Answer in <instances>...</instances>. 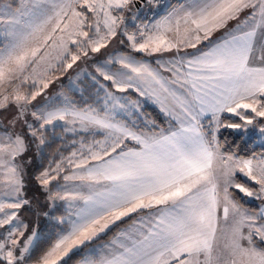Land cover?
I'll use <instances>...</instances> for the list:
<instances>
[{
    "label": "snow or ice",
    "instance_id": "6c2138e0",
    "mask_svg": "<svg viewBox=\"0 0 264 264\" xmlns=\"http://www.w3.org/2000/svg\"><path fill=\"white\" fill-rule=\"evenodd\" d=\"M138 2L0 0V264H264V151L240 155L220 138L227 129L264 147V0L162 5L152 24L129 32L126 14L136 21ZM118 35L133 52L160 54L155 66L129 53L96 58ZM80 61L91 70L76 79L103 91L100 108L47 98L56 74ZM130 89L168 127L118 119L138 107L117 95ZM58 122L103 139L81 138L35 176L63 213H43L55 220L47 234L29 232L19 218L31 206L24 157Z\"/></svg>",
    "mask_w": 264,
    "mask_h": 264
},
{
    "label": "trees",
    "instance_id": "16d2710c",
    "mask_svg": "<svg viewBox=\"0 0 264 264\" xmlns=\"http://www.w3.org/2000/svg\"><path fill=\"white\" fill-rule=\"evenodd\" d=\"M84 87L81 91L71 92V96L73 97V102L79 107L83 108L88 105L94 106L98 103V98L101 92H97L96 87L92 85L90 79L85 77L80 83V89ZM76 99V101H75ZM141 102V111L138 114L133 115L136 122H132L131 124H135L139 127H144L146 121H155L156 124L163 126L167 123V118L160 112V110L153 105L148 103L144 104ZM60 128L55 129V132L52 130H48L46 135V143L43 148L37 152L36 148L33 146L29 152L24 157V163L26 167L27 177H26V198L31 201V206H25L20 211V215L28 225L29 232L31 229L36 228L42 234H47L49 231L53 230V226L55 224L54 219H49L44 216V212H49L51 217L59 216L63 213V208L61 204L53 209L50 208L49 202L46 201L44 193L39 188L35 176L43 171L45 168L49 167L47 163L49 161L55 163L59 161V154H65L71 148H75L72 141L78 139L80 137H84L85 140L90 138V134L84 132H80L79 135H74L70 133H66L64 131L63 137H56ZM221 140L227 138L228 143L226 144V148H230L233 150H237L240 155L250 156L253 152L259 153L264 151V147L260 144H255L254 138L248 141H241L239 135L233 133L231 130H222L220 133ZM72 143V144H70ZM239 145L237 149L236 146ZM69 150V152L71 151ZM28 160H31V163H27ZM53 165V164H52ZM55 184L53 183V186ZM110 232L107 236L111 235ZM105 236L104 238H106ZM103 238V239H104ZM39 254V253H37Z\"/></svg>",
    "mask_w": 264,
    "mask_h": 264
},
{
    "label": "rangeland",
    "instance_id": "374dc122",
    "mask_svg": "<svg viewBox=\"0 0 264 264\" xmlns=\"http://www.w3.org/2000/svg\"><path fill=\"white\" fill-rule=\"evenodd\" d=\"M119 37H118V39H117V37L114 38L112 41H115L117 43V40H119ZM111 54L112 53H109V54L104 55V56H101L99 54H95V56H96V58H98L100 60H103V59H106ZM81 70H89L90 71L91 70V65H88V64L85 65V62L84 61H80V62H78V65H74L73 69H69L67 74L61 75L60 73H57L56 75L59 76L60 78L58 80H55L54 83H52L50 85L49 89L46 90L47 98L48 99H51V100H54V102L57 103V104H60L63 101V96L61 95V93H63L70 100L73 101V97L71 96L70 93L71 92H75V91L78 92V91H81V90L84 89V87H81V89H80V83H81V81L86 76L83 75V74H81L80 77H79V79L78 80L76 79V74L78 72H81ZM69 76H71L72 79L75 80V84L72 85V88L71 89L69 88ZM77 85H78V87H77ZM100 92H101V94L99 95V98H98L99 101L93 107L100 108L104 104V100H103L104 93H103V91H100ZM75 101H76V99H75ZM43 102H44V98L43 97H38L37 98V103H43ZM144 104H146V103H144ZM141 107H142V105L139 103L138 104V107H136V108H130L129 111H123V110L120 111L119 116H118V119L126 120L131 125L132 122H136L135 118H133L132 115L139 113L140 110H141ZM68 127H71V125H69ZM76 127H77V129H79V126L78 125ZM57 128H60L61 130L58 131V134H56V137L62 138L63 137V133L65 131V128L63 126V122H58L57 123V126L54 129L52 127H49V129L52 130V131H54V132H55V129H57ZM65 132L66 133H70V134H74V135H79L80 132H84V134L89 133L90 134V138L88 140H85L84 137H80L78 139H75L74 141H76V143L73 144L75 146V148H72V149L70 148L71 151L69 152V150H70L69 149L68 152L65 153L64 155L62 153L59 154V156H60L59 160L61 159L62 156L63 157H67V156H69L71 154L72 151H74L76 148H79L81 138H83L86 142H90L93 138L98 139V140L99 139H103V136L102 135H99L98 134L95 137H93L92 133L91 132H88V131L77 130V131H65ZM45 137H46V135H45ZM253 138L255 140V137H253ZM72 143H73V141H72ZM72 143H70V144H72ZM255 144H260V143L259 142H255ZM51 161H49L47 163V165L49 166L50 164L51 165L53 164L52 166L55 167V161H53V162H51ZM47 168H45V169H47ZM53 183L54 184H56V183L63 184L64 181L62 179H60L59 181H54ZM72 185H73V182H69V190H74V188H73ZM237 196L239 198L241 196L240 199L242 200V202L244 201V203H246V205H245L246 207H256L257 204H258V202H256V201H250L248 198L243 197V195L240 194V193H238ZM57 204H61L62 205V208H63V203L62 202H57ZM122 226L123 225H121V227ZM113 234H115V232H112L111 235L107 236L103 240H105L107 238H110ZM98 242H101V241H98Z\"/></svg>",
    "mask_w": 264,
    "mask_h": 264
},
{
    "label": "crops",
    "instance_id": "0c3cea01",
    "mask_svg": "<svg viewBox=\"0 0 264 264\" xmlns=\"http://www.w3.org/2000/svg\"><path fill=\"white\" fill-rule=\"evenodd\" d=\"M186 2H189V0H169L168 4L167 5H178V4H181V3H186ZM136 7L139 8V13H138V18L136 21H132L130 16L131 14H126V18H127V24H128V30L129 32L133 31L135 29V27L137 25H142V22H143V13H144V10H145V4L143 7H141L140 3L138 2L136 4ZM166 7H164L158 14L157 16L155 17V19L150 23L152 24L156 19L159 18L160 15L164 14V12L166 11ZM133 11H135V9H133ZM120 36V37H119ZM119 37V40H117V43L115 41H112L110 44H109V47L107 49H102L101 53H99V55L101 56H104V55H107L109 53H112V54H122V53H129V54H132L133 56H135L136 59H143V60H147L149 61L150 63L153 64V66H155V60L157 59L158 56H160V54H155L153 56H146L144 53H136V52H133L130 45H129V42L127 40V38L123 35H118L117 36V39ZM123 40L124 43L121 44L120 41ZM189 53L191 52H194L195 50L193 49H188L187 50ZM172 53H164L163 54V58L164 59H167L169 56H171ZM88 64V65H91V61L89 62H85V65ZM84 65V64H83ZM117 95L125 98L124 100H122V102H131V101H138L140 104L141 102L142 103H148L150 105H153V106H156L158 109L159 107L155 104H153L149 99L145 98V97H141L137 92H135L134 90H128L127 92H124V93H117ZM141 111V110H140ZM161 112V111H160ZM140 113V112H139ZM162 113V112H161ZM138 114V113H137ZM163 114V113H162ZM135 115V114H133ZM132 115V116H133ZM164 115V114H163ZM165 116V115H164ZM167 118V117H166ZM231 119L233 120H237L238 118L236 117H230ZM168 119V118H167ZM162 127H168V124L166 123L165 125H163ZM238 195V193H237ZM241 198V196H240ZM244 203V201H243ZM246 205V203H245ZM254 206V205H253ZM19 218L21 220H23V218L21 217V215L19 216ZM24 221V220H23ZM25 223V221H24ZM126 225H123L122 227H125ZM4 229H0V232H3ZM115 235V234H113ZM112 235V236H113ZM111 236V237H112ZM110 238H107L101 242H97V244L99 243H106L108 240L111 239Z\"/></svg>",
    "mask_w": 264,
    "mask_h": 264
},
{
    "label": "built area",
    "instance_id": "2783aa9c",
    "mask_svg": "<svg viewBox=\"0 0 264 264\" xmlns=\"http://www.w3.org/2000/svg\"><path fill=\"white\" fill-rule=\"evenodd\" d=\"M179 1V0H178ZM168 0H154L152 4H148L146 0L144 1L145 10L143 13V24H149L155 19L157 14L164 8L162 5H167Z\"/></svg>",
    "mask_w": 264,
    "mask_h": 264
}]
</instances>
